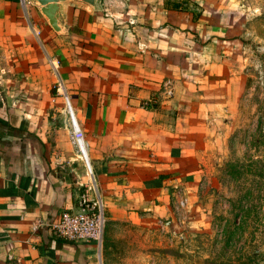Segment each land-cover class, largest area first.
I'll return each instance as SVG.
<instances>
[{"label": "crops", "instance_id": "obj_1", "mask_svg": "<svg viewBox=\"0 0 264 264\" xmlns=\"http://www.w3.org/2000/svg\"><path fill=\"white\" fill-rule=\"evenodd\" d=\"M40 9L0 0V264H102L95 243L53 233L89 179L56 84L115 227L192 204L197 113L226 110L244 77L218 3L67 1L59 31Z\"/></svg>", "mask_w": 264, "mask_h": 264}, {"label": "rangeland", "instance_id": "obj_2", "mask_svg": "<svg viewBox=\"0 0 264 264\" xmlns=\"http://www.w3.org/2000/svg\"><path fill=\"white\" fill-rule=\"evenodd\" d=\"M209 1L224 9L243 90L226 98V110L197 113L192 131L198 186L192 204H179L174 219L146 218L141 225L115 227L106 223L102 264H264V218L261 223L251 221L246 233L237 230L228 242L226 230L222 232L231 225L226 220L235 187L247 186L249 177L242 167L248 156L258 162L257 169L264 165V0ZM227 160L241 167L232 182H222ZM253 183L264 189V181L254 178ZM214 215L222 218L219 230L211 227Z\"/></svg>", "mask_w": 264, "mask_h": 264}, {"label": "built area", "instance_id": "obj_3", "mask_svg": "<svg viewBox=\"0 0 264 264\" xmlns=\"http://www.w3.org/2000/svg\"><path fill=\"white\" fill-rule=\"evenodd\" d=\"M27 1L22 0L23 3ZM55 92L63 98L69 129L68 139L75 147L89 179L82 186L76 211L62 212L59 220L52 225L53 233L65 241L93 242L101 248L107 223L106 206L92 172L85 135L78 123L71 98L60 83L56 84Z\"/></svg>", "mask_w": 264, "mask_h": 264}, {"label": "trees", "instance_id": "obj_4", "mask_svg": "<svg viewBox=\"0 0 264 264\" xmlns=\"http://www.w3.org/2000/svg\"><path fill=\"white\" fill-rule=\"evenodd\" d=\"M260 121H262V119H260ZM246 162V166H243L242 168L245 169V174L249 177L247 182L245 181L247 186L240 183L239 188L237 187L236 189L235 187V190L232 193L233 197L229 200L231 208L229 212L230 220H226V222H230L231 225L229 228L222 229V232L226 230L225 236L228 237L227 242L230 240L229 237L236 233L237 230H241L243 233H246L251 221H253V223H261L264 218V204L262 202L264 200V189L255 188L253 183L254 178L258 181H264V165L260 164L259 169H257L256 165L258 162L254 161L252 156H248ZM238 166L239 165H237L234 160L225 161L222 165L221 171V174L225 177L222 182H232L233 180L238 179ZM223 177L221 178L223 179ZM253 202L254 205H252ZM221 220L222 218L220 216L216 217V215H214L212 217L211 227L213 230L221 229ZM260 223L258 224L259 229L261 227ZM226 225L228 224L226 223ZM102 247L105 248L106 243H102Z\"/></svg>", "mask_w": 264, "mask_h": 264}, {"label": "water", "instance_id": "obj_5", "mask_svg": "<svg viewBox=\"0 0 264 264\" xmlns=\"http://www.w3.org/2000/svg\"><path fill=\"white\" fill-rule=\"evenodd\" d=\"M39 6L41 13L48 20L49 25L55 30L59 31L60 26L62 25V9L63 5L67 1L74 0H33ZM90 6H95L98 0H80Z\"/></svg>", "mask_w": 264, "mask_h": 264}]
</instances>
